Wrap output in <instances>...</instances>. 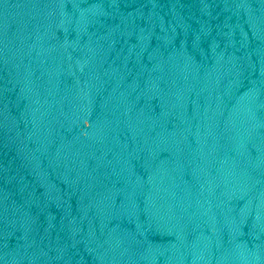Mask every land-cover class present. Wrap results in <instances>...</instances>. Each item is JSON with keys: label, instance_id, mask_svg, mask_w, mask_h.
<instances>
[{"label": "water", "instance_id": "obj_1", "mask_svg": "<svg viewBox=\"0 0 264 264\" xmlns=\"http://www.w3.org/2000/svg\"><path fill=\"white\" fill-rule=\"evenodd\" d=\"M264 107V0H199Z\"/></svg>", "mask_w": 264, "mask_h": 264}]
</instances>
